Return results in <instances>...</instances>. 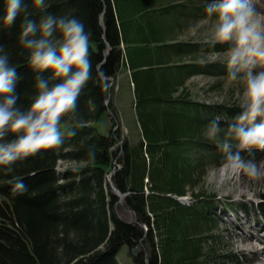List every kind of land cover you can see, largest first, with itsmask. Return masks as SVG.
<instances>
[{"label": "trees", "instance_id": "1", "mask_svg": "<svg viewBox=\"0 0 264 264\" xmlns=\"http://www.w3.org/2000/svg\"><path fill=\"white\" fill-rule=\"evenodd\" d=\"M205 3L49 0L47 11L75 15L91 33L92 76L77 97L84 124L62 144L0 173V264H119L114 254L122 244L129 253L140 247L132 264H247L244 250L224 248L230 234L220 225L216 196L200 186L221 157L203 128L214 116L225 125L240 109L200 102L184 90L194 75L226 74L224 64L206 55L224 51L227 43L213 49L187 32L205 15ZM29 10L33 19L42 14L31 4ZM21 18L0 25V43L18 67L16 88L25 100L33 72L16 41ZM121 73L132 86L139 124L133 141L122 137L110 100ZM103 113L111 119L106 134L93 125ZM252 155L264 160V150ZM59 160L69 164L60 169ZM16 178L27 190L13 196ZM256 196L257 202L228 199L224 206L235 214L240 209L251 223L264 222V191ZM117 206L132 220L119 216Z\"/></svg>", "mask_w": 264, "mask_h": 264}, {"label": "clouds", "instance_id": "2", "mask_svg": "<svg viewBox=\"0 0 264 264\" xmlns=\"http://www.w3.org/2000/svg\"><path fill=\"white\" fill-rule=\"evenodd\" d=\"M29 4L42 13L36 19ZM48 6L49 0L0 2V25H12L22 17L16 41L33 72L30 91L21 100L16 88L21 78L18 67L0 43V173H11L15 161L40 149L62 144L84 124L77 97L92 76L91 33L77 16L47 11ZM204 13L201 24L207 27L201 42L213 49L227 43L224 54L212 59L225 65L229 83H238L240 109L225 125L214 116L203 128V136L221 153L205 182L223 197L233 191L234 179L243 175L255 187H237L233 198L254 197L256 191H264V161L252 155L264 150V13L254 0H206ZM89 105L90 110L95 107L91 101ZM11 183L13 196L27 190L23 178Z\"/></svg>", "mask_w": 264, "mask_h": 264}, {"label": "rangeland", "instance_id": "3", "mask_svg": "<svg viewBox=\"0 0 264 264\" xmlns=\"http://www.w3.org/2000/svg\"><path fill=\"white\" fill-rule=\"evenodd\" d=\"M255 7L261 13H264V0H254ZM207 26L201 24V21L192 25L187 31L188 34L195 39H200L201 33L205 30ZM194 33V35H193ZM225 51V50H224ZM224 51H217L206 55V58L210 61L220 62V59H212L213 56L220 57L224 54ZM223 64V63H222ZM116 86L113 87V91L110 94V100L113 102L114 107L117 108V118L118 124L121 128L122 137L124 136L128 140H135L138 135L139 124L135 120V113L133 107V94L131 93V85L128 82V78L125 74H118L114 81ZM186 88L184 89L190 96V98L196 99L198 101L204 102H218L219 98H223V102L235 103L237 98V92L239 85L237 82L229 83L226 80V74L211 75V74H197L185 82ZM111 124L110 116L107 113L101 114L98 119H96L93 125L97 128L100 133L106 134L108 132L109 126ZM264 161V160H263ZM69 164L68 162L58 161V167L61 169L62 166ZM73 164V163H70ZM261 183H264L262 181ZM200 186L208 193H214L216 196V214L221 218L220 225L226 226L230 235H226L224 238L226 250H244L248 256L247 264H264V242L259 239V235H264V227L258 223H251L252 219H249L246 215L240 212V217L234 216L231 211H225L218 209L223 206L222 202L227 199H232L235 201H257L255 192L254 197H248L246 195H241L239 199L233 198V192L235 188L240 186L255 187V185L248 180L245 176H240L235 178L232 184L233 191H230L227 195L220 197L215 191L210 190L204 180L201 182ZM218 209V210H217ZM220 210V211H219ZM116 212L122 218L132 220V213L122 206L116 207ZM232 214V215H230ZM227 220V221H225ZM250 220V221H248ZM252 224V225H249ZM137 246V252H139L140 247ZM255 251V254H252ZM256 256V257H255ZM115 259L119 264H132L131 253L128 251L126 244H122L114 254Z\"/></svg>", "mask_w": 264, "mask_h": 264}, {"label": "water", "instance_id": "4", "mask_svg": "<svg viewBox=\"0 0 264 264\" xmlns=\"http://www.w3.org/2000/svg\"><path fill=\"white\" fill-rule=\"evenodd\" d=\"M130 251H131V255L134 256L137 253V246L131 247Z\"/></svg>", "mask_w": 264, "mask_h": 264}, {"label": "bare ground", "instance_id": "5", "mask_svg": "<svg viewBox=\"0 0 264 264\" xmlns=\"http://www.w3.org/2000/svg\"><path fill=\"white\" fill-rule=\"evenodd\" d=\"M231 213H233V212H231ZM131 253V252H130ZM132 256V255H131Z\"/></svg>", "mask_w": 264, "mask_h": 264}, {"label": "crops", "instance_id": "6", "mask_svg": "<svg viewBox=\"0 0 264 264\" xmlns=\"http://www.w3.org/2000/svg\"><path fill=\"white\" fill-rule=\"evenodd\" d=\"M124 74V73H123Z\"/></svg>", "mask_w": 264, "mask_h": 264}]
</instances>
